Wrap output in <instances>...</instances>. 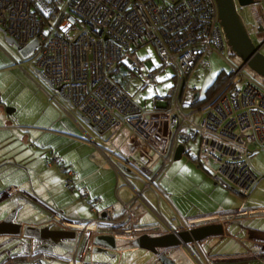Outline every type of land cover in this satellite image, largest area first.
Segmentation results:
<instances>
[{"label":"built area","instance_id":"1","mask_svg":"<svg viewBox=\"0 0 264 264\" xmlns=\"http://www.w3.org/2000/svg\"><path fill=\"white\" fill-rule=\"evenodd\" d=\"M0 28L21 46L36 37L42 40L33 60L36 71L58 97L104 134L100 148L107 157L113 154L109 147L119 133L128 130L137 137L136 151H115L119 163L113 164L119 170L121 165L129 167L144 181V189L155 186L180 144L195 139L197 162L243 197L262 177L250 156L252 148L264 149V83L247 71L248 65H233L226 87L210 102L184 109L181 93L188 75L197 65L207 64L208 54L223 55L227 50L217 0H0ZM148 42L157 46L162 65L176 71L174 85L166 95L156 94L153 109L142 106L130 92L137 83H141L137 91L157 85L159 67L136 52ZM61 161L53 153L46 163H59L65 189L74 191L78 174ZM140 198L137 191L125 204L128 217ZM242 210L185 217L174 224L164 221L158 229H141L134 235L225 223L242 217ZM115 222L114 209L108 207L103 218L73 221L55 214L49 223L98 234ZM85 256L78 264H88ZM199 258H191V264L215 259ZM36 261L44 264L40 257Z\"/></svg>","mask_w":264,"mask_h":264},{"label":"crops","instance_id":"2","mask_svg":"<svg viewBox=\"0 0 264 264\" xmlns=\"http://www.w3.org/2000/svg\"><path fill=\"white\" fill-rule=\"evenodd\" d=\"M256 4L262 8L264 0ZM37 90L44 98L48 96L42 86ZM1 98L0 222L16 210V223L44 227L55 214L68 220L89 221L105 217L107 208L113 207L116 222L110 225L111 233L131 237L141 229H158L164 221L174 224L185 217L218 212L243 209L245 220L264 218V149L252 148L250 161L262 177L247 197L221 178L212 176L186 145L183 155L187 153L190 159L182 155V161H176L174 154L155 186L144 189L141 178L113 164L119 163L115 151L132 154L139 146L137 137L128 130L115 137L109 147L113 154L107 157L100 148L104 134L97 130L95 133L68 104L61 106L64 111H59V115H48L49 105L41 114L21 117L15 114L16 108L10 107L12 104L5 103L2 93ZM17 109L19 111V107ZM53 153H58L62 163L76 170L79 177L76 190L65 189L66 177L59 163L47 165V158ZM137 191L141 192V198L133 203L130 218L125 204L135 198ZM84 193H88L87 198L83 197ZM53 228L59 227L54 225ZM233 241L230 235H215L189 246L160 251L177 264H191V258L197 260L200 256L215 258L210 264H264V250L254 248L245 252ZM48 244L23 232L19 235L0 232V264H37L39 257L44 264H78V252L61 248H56L55 255L44 250L34 252L36 247ZM109 251L110 255L104 252L86 255L87 263L162 264L145 248L129 247L122 251L109 248Z\"/></svg>","mask_w":264,"mask_h":264},{"label":"water","instance_id":"3","mask_svg":"<svg viewBox=\"0 0 264 264\" xmlns=\"http://www.w3.org/2000/svg\"><path fill=\"white\" fill-rule=\"evenodd\" d=\"M258 0H217L219 17L227 43L232 53L242 59L243 64L248 65L258 75L264 78V53L261 51L264 42L257 45L248 29V26L239 11V7L256 4ZM4 33L5 31L0 28ZM10 44H18L14 39L6 36ZM19 45V44H18ZM21 48V46H19ZM185 84L182 88L183 94ZM198 94L195 95L196 99ZM186 151L185 146L180 144L175 152V159H180ZM121 167L132 171L129 167ZM16 210L12 211L3 221L0 222V232L13 234L24 233L25 236L48 241V245H40L34 252L48 251L56 254V248L67 251L78 252L80 257L91 253L104 252L110 255L109 248L122 251L129 247H139L150 250L158 257L162 264H177L166 254L161 253L162 248H178L198 243L210 236L230 235L235 245L241 247L245 252L254 248L264 250V218L256 220H245L244 216L229 220L225 223H213L194 227L191 229L178 230L163 234L143 233L136 236H125L111 233V228H102L98 234H89L75 230L54 229L53 223L44 227L32 225L23 226L15 222ZM261 223L260 225H255ZM70 240V242H67ZM95 245V247H92Z\"/></svg>","mask_w":264,"mask_h":264},{"label":"rangeland","instance_id":"4","mask_svg":"<svg viewBox=\"0 0 264 264\" xmlns=\"http://www.w3.org/2000/svg\"><path fill=\"white\" fill-rule=\"evenodd\" d=\"M239 9L254 41H256L257 45H261L262 38L255 34L256 31L253 25L257 23L258 19H261V24H264V7L261 8L258 4H251ZM41 45L42 40L36 37L20 48L18 44L8 43L5 33L0 29V92L5 96V103L12 104L10 107L16 108L17 112L15 114L18 113L21 117L41 114L46 111L49 105L50 109L47 111V114L55 115L57 113L59 115V111H64L61 106L67 105V102L56 95L57 92L52 88L50 83L34 67L33 60L35 59V53ZM261 51L264 53V45ZM136 52L142 59H149L159 67L155 75L157 83L155 87L149 85L141 91H137L136 87L141 84L137 83L130 90L137 102L146 106L147 109H153L155 108L154 98L156 94L164 96L174 85L176 71L171 65H162L157 46L153 42H148L141 46ZM231 53V47L227 43V50L223 55L212 52L205 58L207 61L206 65L199 64L193 70L183 93V105L186 111L194 109L190 104L193 102L195 95L198 94L197 98L205 96L206 89L215 80L220 71L225 70L230 72L233 65L241 66L243 64L242 59ZM246 69L259 81L264 83L262 76L258 75L249 66ZM38 86L39 89L42 86L46 90L48 95L46 98L37 90ZM17 107H19V111ZM65 113L67 112L65 111ZM89 126L91 127V125ZM91 129L93 130L94 128L91 127ZM94 132L96 133V130ZM101 138L103 137L101 136ZM197 144V139L188 141L186 149H190V153H195L197 151ZM189 157L185 153L182 158L188 159ZM176 161H182V159Z\"/></svg>","mask_w":264,"mask_h":264},{"label":"trees","instance_id":"5","mask_svg":"<svg viewBox=\"0 0 264 264\" xmlns=\"http://www.w3.org/2000/svg\"><path fill=\"white\" fill-rule=\"evenodd\" d=\"M240 10V9H239ZM262 20L261 19H258L257 20V23H255L253 25V28L254 29H257L255 34L258 35V37L262 38V43L264 42V24H261ZM249 29V28H248ZM250 31V30H249ZM251 33V32H250ZM252 35V34H251ZM256 43V41H255ZM231 54H234V53H231ZM235 55V54H234ZM164 66V65H163ZM197 67V66H196ZM195 67V68H196ZM194 68V69H195ZM193 69V70H194ZM193 72V71H192ZM191 72V73H192ZM190 73V75H191ZM190 75H188V80H189V77ZM232 76V73L231 71L230 72H227L225 70H222L219 72V74L217 75V77L215 78V80L208 86V88L206 89V94L205 96L203 97H200V98H197V99H194L193 102L190 104V106L196 108V107H200V106H203L205 105L206 103L210 102L212 99H214V97L220 92L222 91L228 81L230 80ZM174 79H176V73L174 75ZM229 89V88H227ZM142 105V104H141ZM144 106V105H142ZM146 107V106H145ZM35 144H32V147H34ZM196 160V159H195ZM197 161V160H196Z\"/></svg>","mask_w":264,"mask_h":264},{"label":"flooded vegetation","instance_id":"6","mask_svg":"<svg viewBox=\"0 0 264 264\" xmlns=\"http://www.w3.org/2000/svg\"><path fill=\"white\" fill-rule=\"evenodd\" d=\"M239 8H241V7H239ZM19 46H21V45H19ZM22 47V46H21Z\"/></svg>","mask_w":264,"mask_h":264}]
</instances>
